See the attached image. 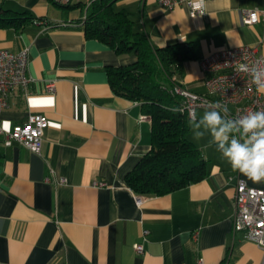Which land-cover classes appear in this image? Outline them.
<instances>
[{
	"label": "crops",
	"instance_id": "obj_1",
	"mask_svg": "<svg viewBox=\"0 0 264 264\" xmlns=\"http://www.w3.org/2000/svg\"><path fill=\"white\" fill-rule=\"evenodd\" d=\"M87 2L68 9L51 0H0L5 10L29 12L0 25V49L27 48L33 78L27 91H11L0 126L11 129L36 113L48 119L39 154L6 146L0 135V264H194L199 257L204 264H264V248L232 233L238 181L264 183L233 171L215 145L207 146L210 137L197 140L189 127L207 162L200 181L162 195L127 185L151 148V123L138 102L113 93L107 67L136 56L85 37ZM113 7L128 11L154 47L196 46L197 57L175 75L193 91H204L199 59L207 54L242 45L264 54V12L255 24L240 21L241 9L264 11V0H205L204 14L195 16L185 4L167 10L157 0H117Z\"/></svg>",
	"mask_w": 264,
	"mask_h": 264
},
{
	"label": "trees",
	"instance_id": "obj_2",
	"mask_svg": "<svg viewBox=\"0 0 264 264\" xmlns=\"http://www.w3.org/2000/svg\"><path fill=\"white\" fill-rule=\"evenodd\" d=\"M116 1L91 0L83 30L86 38L103 42L119 55L136 56L131 64L106 69L113 93L138 102L151 123V148L125 181L136 194L162 195L198 182L208 173L207 162L188 138V116L176 111L181 99L171 92L179 84L175 75L181 73L182 62L195 59L197 48L193 43L154 47L147 35L136 28L128 11L113 7ZM57 5L70 9L85 4L73 5L69 1ZM27 14L0 7V25L12 24Z\"/></svg>",
	"mask_w": 264,
	"mask_h": 264
},
{
	"label": "built area",
	"instance_id": "obj_3",
	"mask_svg": "<svg viewBox=\"0 0 264 264\" xmlns=\"http://www.w3.org/2000/svg\"><path fill=\"white\" fill-rule=\"evenodd\" d=\"M53 1L57 4H66L70 0ZM90 3L91 0H88L86 9ZM157 3L167 10L185 4L192 16L201 15L200 11L191 7L190 0H157ZM262 12L264 11L258 8L241 9L240 21L246 25L255 24ZM258 60H264V54H257L255 47L251 45L213 51L199 59L204 73L203 92L193 91L180 83L175 84L171 92L180 97V109L187 116L188 109L197 110L204 108V102L216 101L227 103L232 118L248 111L264 110V94L258 93L255 87L248 83L250 80L248 73L239 69L240 64L250 65ZM28 66L27 48H22L18 52L0 49V112L8 106L11 91L15 88L27 91L33 80L28 74ZM46 90L54 92L53 82L46 84ZM47 126L48 119L44 114H30L24 123L16 124L11 129L5 130L0 126V135H4L3 143L6 146L17 143L39 154ZM59 182H64V179H60ZM105 185L103 181L92 183L94 187ZM232 233H238L243 240L252 241L264 248V189L250 187L244 181H238L234 195ZM133 247L137 252L143 251L140 243H134ZM194 264H204L203 259L199 257Z\"/></svg>",
	"mask_w": 264,
	"mask_h": 264
},
{
	"label": "clouds",
	"instance_id": "obj_4",
	"mask_svg": "<svg viewBox=\"0 0 264 264\" xmlns=\"http://www.w3.org/2000/svg\"><path fill=\"white\" fill-rule=\"evenodd\" d=\"M190 5L204 14L205 0H190ZM239 69L248 73V83L264 94V60L240 64ZM188 124L195 139L210 137L207 146L215 145L233 171L253 183H264V110L232 118L227 103L204 102L202 113L188 109Z\"/></svg>",
	"mask_w": 264,
	"mask_h": 264
},
{
	"label": "rangeland",
	"instance_id": "obj_5",
	"mask_svg": "<svg viewBox=\"0 0 264 264\" xmlns=\"http://www.w3.org/2000/svg\"><path fill=\"white\" fill-rule=\"evenodd\" d=\"M81 2H84L85 0H80Z\"/></svg>",
	"mask_w": 264,
	"mask_h": 264
}]
</instances>
